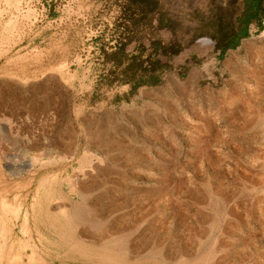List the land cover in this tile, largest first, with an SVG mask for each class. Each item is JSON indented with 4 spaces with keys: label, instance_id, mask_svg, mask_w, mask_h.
<instances>
[{
    "label": "rangeland",
    "instance_id": "obj_1",
    "mask_svg": "<svg viewBox=\"0 0 264 264\" xmlns=\"http://www.w3.org/2000/svg\"><path fill=\"white\" fill-rule=\"evenodd\" d=\"M156 1L128 52L182 51L132 94L127 0H0V264H264V5L238 40L245 0Z\"/></svg>",
    "mask_w": 264,
    "mask_h": 264
},
{
    "label": "trees",
    "instance_id": "obj_2",
    "mask_svg": "<svg viewBox=\"0 0 264 264\" xmlns=\"http://www.w3.org/2000/svg\"><path fill=\"white\" fill-rule=\"evenodd\" d=\"M127 1L128 7L126 9L129 12V20L133 24V29H129L130 27L126 26V30H128L127 37L117 40L116 45L113 46L114 51L107 54V57L114 63V69L110 74L112 76L110 81L129 85L130 93L133 94L142 86H155L160 84L162 81V74L173 69V65L170 63L171 60L169 58L180 54L182 47L177 45L174 48L171 42L165 43L163 40L154 39L151 41L150 46L140 43L138 53H129L127 50L128 46L136 40L134 34H136L138 27L147 19L149 14H156L155 10L157 9L158 1ZM246 5L244 9L246 15L241 23L242 29H240V33L244 32L245 34L241 35L238 40L248 36L251 21L257 20V16L261 15L263 12L264 0H246ZM137 15L140 17H136ZM149 21H151V19ZM169 26L170 23L167 21L166 17L163 15L159 17V29ZM262 27L263 24L261 23L260 28ZM238 36L239 33L233 37ZM225 38H227V36H225ZM230 42L231 40L229 42L220 43L217 45V48L226 50L238 46V43L232 45ZM150 48L151 52L147 54ZM122 65H124L123 70L118 72L117 68H120Z\"/></svg>",
    "mask_w": 264,
    "mask_h": 264
},
{
    "label": "crops",
    "instance_id": "obj_3",
    "mask_svg": "<svg viewBox=\"0 0 264 264\" xmlns=\"http://www.w3.org/2000/svg\"><path fill=\"white\" fill-rule=\"evenodd\" d=\"M244 4H245V6H247L246 5V0H245ZM257 21L258 22L256 23V25L258 27H260V25L262 23V14L257 16ZM252 24H253V22L251 21V24L249 25V28H250V26ZM240 29H242V26L240 27ZM240 39L243 40L245 38L243 37V38H240ZM199 49H200L201 52H208V50H210L207 45L200 46ZM237 50H239V44H238V46L236 48H229V49H226V50H222V49L214 47V49L212 51V54H211V58H210L211 60L209 61V63L214 65V64H218L220 62H224L227 65H230V64H234V62H235V64H237V66H238L239 60H240L239 59V53L236 54V55L233 53L234 51H237ZM197 57H199V55L198 56L197 55H193V56L188 57V60H189V62H191V61H193L192 58H195V60H197ZM234 59H236V60H234ZM195 60H194V62H195ZM206 66H207V64H205L204 62L200 63V60L197 61L196 63H194L191 66V68L189 69V73L187 75V79L189 80V82H190V80H193L194 82L199 80L203 76V72H207L206 71ZM182 68H183V66H179L177 70L180 71ZM188 91H189L188 92L189 96H191L193 90L190 87V85H189ZM195 94L196 93L194 91V93H193L194 100H195ZM191 97H189V98H191Z\"/></svg>",
    "mask_w": 264,
    "mask_h": 264
},
{
    "label": "bare ground",
    "instance_id": "obj_4",
    "mask_svg": "<svg viewBox=\"0 0 264 264\" xmlns=\"http://www.w3.org/2000/svg\"><path fill=\"white\" fill-rule=\"evenodd\" d=\"M248 44V43H247ZM34 160V159H33ZM31 162V161H30ZM33 163V162H32ZM30 164V163H29ZM23 171V168H21V170H20V172L19 173H21ZM18 173V172H17ZM79 194H81V193H79ZM83 197V196H82ZM87 199V198H86ZM79 211V210H78ZM63 212V211H62ZM61 212V213H62ZM65 213V212H64ZM82 214H83V212H82ZM68 217H70V216H68ZM75 218V217H74ZM69 225V224H68ZM82 242V241H81ZM116 244V243H115ZM123 252H124V250H123ZM106 258V257H105ZM107 260V259H106Z\"/></svg>",
    "mask_w": 264,
    "mask_h": 264
}]
</instances>
